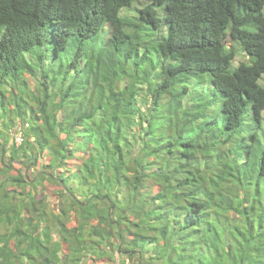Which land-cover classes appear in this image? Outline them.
<instances>
[{
	"label": "trees",
	"instance_id": "16d2710c",
	"mask_svg": "<svg viewBox=\"0 0 264 264\" xmlns=\"http://www.w3.org/2000/svg\"><path fill=\"white\" fill-rule=\"evenodd\" d=\"M133 2L0 0V264H264V0Z\"/></svg>",
	"mask_w": 264,
	"mask_h": 264
},
{
	"label": "rangeland",
	"instance_id": "374dc122",
	"mask_svg": "<svg viewBox=\"0 0 264 264\" xmlns=\"http://www.w3.org/2000/svg\"><path fill=\"white\" fill-rule=\"evenodd\" d=\"M149 0H134L133 4L130 7H123L120 11V15L121 16H125V17H135L137 18L138 16V12L139 9L142 8L146 3H148ZM159 13H160V9H159ZM262 13L264 15V6L262 9ZM135 20V19H134ZM166 27V23H163L161 25V27H159V29L157 30V34L160 33H164V28ZM139 31V33L142 34V37L145 38L146 36H150L149 38H155L156 37V32L155 30L147 23L142 22L138 25V27H136ZM166 34V31H165ZM108 35V23L105 22L103 27L98 31V33L94 36L95 38H106ZM146 35V36H145ZM231 38V37H229ZM228 38V40H229ZM232 39V38H231ZM234 47L237 49V43L233 42ZM246 58L242 55V54H238L236 55L233 64L236 65L238 64L239 61L241 60H245ZM118 79H116L117 81ZM261 83L264 84V76L261 77L260 79ZM217 117H218V123H215V127L219 130V132H221L224 136V128H222V123L225 121V115L218 111L217 113ZM249 108L247 109V112L243 118L242 124L241 126H239L235 132V134L232 136L233 140H234V145L235 147H238L241 143V135L248 133L249 130ZM19 128V124H17L16 126L13 127V130H16ZM222 128V130H221ZM16 134V133H15ZM222 136V137H223ZM230 136V135H229ZM230 136V137H231ZM199 144L204 148V144H205V132L202 134L201 138L198 140ZM205 150V148H204ZM54 186H50L49 190H53ZM47 201H48V206L54 210L57 209L59 202H60V198L55 196V195H48L47 197ZM55 242H57V237L55 235H53L52 237V244H54ZM58 255H60V252L57 253ZM119 255V253H116V255ZM114 260V259H113ZM114 262V261H113ZM135 260H133L132 263H134ZM131 260L130 261H126V264H132ZM117 264V263H115Z\"/></svg>",
	"mask_w": 264,
	"mask_h": 264
},
{
	"label": "built area",
	"instance_id": "2783aa9c",
	"mask_svg": "<svg viewBox=\"0 0 264 264\" xmlns=\"http://www.w3.org/2000/svg\"><path fill=\"white\" fill-rule=\"evenodd\" d=\"M15 139H16V142L19 143V141H20V136H16Z\"/></svg>",
	"mask_w": 264,
	"mask_h": 264
},
{
	"label": "clouds",
	"instance_id": "9594fccd",
	"mask_svg": "<svg viewBox=\"0 0 264 264\" xmlns=\"http://www.w3.org/2000/svg\"><path fill=\"white\" fill-rule=\"evenodd\" d=\"M16 136H20V133L19 132H17L16 134H15V137ZM20 140H21V137H20ZM15 141H16V139H15ZM17 143V142H16ZM18 144V143H17Z\"/></svg>",
	"mask_w": 264,
	"mask_h": 264
}]
</instances>
